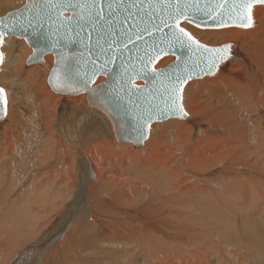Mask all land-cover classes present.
<instances>
[{"label":"bare ground","instance_id":"bare-ground-1","mask_svg":"<svg viewBox=\"0 0 264 264\" xmlns=\"http://www.w3.org/2000/svg\"><path fill=\"white\" fill-rule=\"evenodd\" d=\"M25 4L0 0V17ZM182 27L229 52L186 84V115L153 122L142 143L122 141L117 118L86 92L54 91L52 54L29 64L25 40L4 39L0 264L49 225L57 232L40 240L49 246L35 264H95V237L111 264H237L243 247L264 245V4L248 28ZM82 230L93 234L75 242Z\"/></svg>","mask_w":264,"mask_h":264},{"label":"water","instance_id":"water-1","mask_svg":"<svg viewBox=\"0 0 264 264\" xmlns=\"http://www.w3.org/2000/svg\"><path fill=\"white\" fill-rule=\"evenodd\" d=\"M168 2L123 0L120 12L112 17L111 26L105 23L103 27L93 28L87 23L81 28L75 20L70 25L61 24V20L72 17V10L64 11L58 19L56 9L49 13L46 7L42 8V0H35L36 7L32 0H26L21 8L0 17V34L3 42L6 37L14 36L24 39L33 48L29 64H44L45 57L52 54L54 63L49 84L54 91L86 92L92 106H103L117 118L122 141L142 143L153 122L183 116L172 112L170 105L174 96L180 97L178 103L181 105L183 89L190 80L212 74L220 60H216L209 71L216 54L206 49L227 46H206L189 32L196 43L188 40L178 32L175 20L169 19L168 14L174 9L167 6ZM176 2L171 0L173 6ZM218 2L198 0L193 6L194 0H179L182 8L185 3L189 5L187 19H181L180 27L189 23L199 29H223L238 26L239 19L247 23L242 0H228L223 16L214 19L213 9ZM259 4H264V0H254L251 4V18L253 8ZM233 5L236 11L230 12ZM107 11L105 7V15ZM237 11L243 12L242 17L237 16ZM168 56H174L175 61L157 69V64ZM101 76L106 80L95 85ZM138 81H143L144 85H137ZM5 111L3 91L0 93V117Z\"/></svg>","mask_w":264,"mask_h":264},{"label":"snow or ice","instance_id":"snow-or-ice-1","mask_svg":"<svg viewBox=\"0 0 264 264\" xmlns=\"http://www.w3.org/2000/svg\"><path fill=\"white\" fill-rule=\"evenodd\" d=\"M33 7H36L35 0H32ZM254 0H242L245 10L247 11V23H244L243 19L238 20V26L242 27H250L252 23L251 18V4ZM228 3V0H219L216 4V7L213 9L215 15L213 18L215 19L217 16H223V8ZM198 4V0H194V5ZM115 5V8H114ZM123 5V0H42V8L46 7L49 10V13L52 9H56L58 12L57 18L63 15L64 11L72 10V17L66 18V20H61V24H71L73 20L81 26L84 24L90 23L93 28L97 25L103 27L105 23L109 26L114 23L112 20L113 15L120 12L121 6ZM134 6V5H133ZM168 7H172L174 10L169 12V19L175 20V27L178 29V32L181 33L184 37H187L188 40H192L193 43H196L193 38L189 35V33L183 28L180 27L181 19H187L186 9L188 8V4L185 3L183 8L181 7L179 0H177L176 4L173 6L171 4V0H169ZM107 7V15H105L104 8ZM125 10H127V6H125ZM231 11H236V6L233 5ZM38 14H40L38 12ZM243 12L237 11V16L242 17ZM83 22V23H82ZM221 24H223V19H221ZM163 23V21H162ZM171 26V25H170ZM131 39V37H129ZM2 34H0V46H2ZM230 46H225L220 49L208 50L215 53L212 63L209 65V71H211L212 67L215 65L216 60H224L229 52ZM3 62V53L0 52V63ZM174 91H176L174 89ZM0 93H3V89H0ZM180 97H173L172 103L170 105V109L177 115L184 114L183 107L178 103Z\"/></svg>","mask_w":264,"mask_h":264},{"label":"rangeland","instance_id":"rangeland-1","mask_svg":"<svg viewBox=\"0 0 264 264\" xmlns=\"http://www.w3.org/2000/svg\"><path fill=\"white\" fill-rule=\"evenodd\" d=\"M197 28V27H196ZM52 227H51V225H49L47 228H44V231H43V234L42 235H40L37 239H36V242H35V240H33L32 241V243H29V244H27L26 246H24L23 248L21 247V250H23V251H21L20 249L19 250H14V256H15V258L13 257V259L9 262V263H5V264H35V262H37V258H38V260H42V258H45V249L46 248H48V246L47 245H45V244H42L43 246H45L46 248H42V249H39V246H41L40 245V240L41 239H43L44 237H47L49 234H51L52 232L51 231H53L54 232V235L56 234V232L57 231H55V230H53V229H51ZM46 229V230H45ZM47 232V233H46ZM82 232V233H81ZM79 234L80 235H78L77 237H76V241L75 242H79L82 238H87L88 237V234H90V233H92L91 231H89V232H87L86 230H82ZM87 232V233H86ZM42 233V232H41ZM93 234V233H92ZM82 235H84L85 237H83ZM263 235V234H262ZM53 236V235H52ZM82 237V238H81ZM49 238H51V235H49ZM48 238V239H49ZM81 238V239H80ZM90 238H92V237H90ZM262 238H264V237H262ZM47 239V240H48ZM61 239V237L58 239V240H60ZM80 239V240H79ZM88 239V238H87ZM86 239V240H87ZM95 239H97V240H95ZM95 239H93V240H90V243L86 246V247H88V246H90V247H95L96 249H98L97 251H98V255L97 256H93V257H95L94 259H96L95 260V262H93V263H95V264H111V263H107V261H106V258L104 257L105 255H102L101 253H100V248H102V244H101V242L100 241H98V240H100V238L98 239L97 237H95ZM50 240V239H49ZM48 240V241H49ZM83 240V239H82ZM89 240V239H88ZM264 240V239H263ZM57 241V240H56ZM56 241H51V244H54ZM35 242V243H34ZM54 242V243H53ZM89 242V241H88ZM92 243V244H91ZM31 244H35V246L33 247L36 251H38L37 252V254H35L36 252L34 251V250H31V248L29 247ZM48 244V243H47ZM50 244V245H51ZM231 244V243H230ZM232 245H234V246H237L238 247V244L237 243H233ZM242 246V244H239V246ZM96 246H98V248L96 247ZM264 245L262 244L261 245V247H259L258 248V250H256L257 248H255V247H253L252 248V250H249L248 248L249 247H247V250L245 249L246 248V246L245 247H241L242 249H244L243 251L247 254V259L246 258H242V262L240 261H238V263L237 264H264V247H263ZM36 247V248H35ZM94 247H93V249H94ZM28 248H30L29 249V252H27V250H28ZM84 248V247H83ZM260 248H262V249H260ZM95 250V249H94ZM250 251V254L249 253H247V252H249ZM78 251V250H77ZM81 251V250H80ZM78 252V254L76 253L75 255H77V256H80V254H83V253H81V252ZM254 251V252H253ZM27 252V253H26ZM34 252V253H33ZM18 253V254H17ZM23 253V254H22ZM40 253V254H39ZM253 253V254H252ZM25 254V255H24ZM36 255V256H35ZM75 255H74V257H75ZM85 255V254H84ZM248 255H250V257L248 256ZM254 255V256H253ZM32 256H34V258L32 257ZM38 256V257H37ZM19 257V258H18ZM256 257V258H255ZM29 258V259H28ZM30 258H32V259H30ZM81 258H82V255H81ZM77 259H79L80 260V258H78L77 257ZM101 259V260H100ZM104 259V260H103ZM36 260V261H35ZM97 260H99V261H97ZM103 260V261H102ZM238 260V259H237ZM246 260V261H245ZM20 261V262H19ZM105 261V262H104ZM245 261V262H244ZM90 262V261H89ZM215 260H214V262H212V264H215ZM248 262V263H247ZM83 263H85L86 264V262H83ZM56 264V263H55ZM90 264V263H89ZM216 264H217V262H216ZM229 264H234L233 262L232 263H229Z\"/></svg>","mask_w":264,"mask_h":264}]
</instances>
